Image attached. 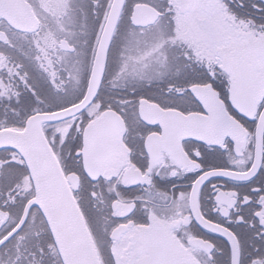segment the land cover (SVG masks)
<instances>
[{
	"label": "snow or ice",
	"instance_id": "snow-or-ice-1",
	"mask_svg": "<svg viewBox=\"0 0 264 264\" xmlns=\"http://www.w3.org/2000/svg\"><path fill=\"white\" fill-rule=\"evenodd\" d=\"M0 264H264V0H0Z\"/></svg>",
	"mask_w": 264,
	"mask_h": 264
}]
</instances>
